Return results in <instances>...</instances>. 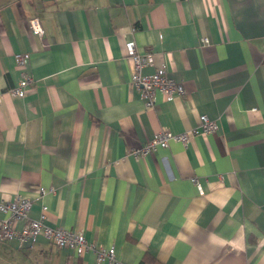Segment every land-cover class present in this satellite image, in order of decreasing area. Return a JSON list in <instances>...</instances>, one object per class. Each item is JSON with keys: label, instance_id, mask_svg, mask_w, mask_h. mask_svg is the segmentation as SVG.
Here are the masks:
<instances>
[{"label": "crops", "instance_id": "obj_1", "mask_svg": "<svg viewBox=\"0 0 264 264\" xmlns=\"http://www.w3.org/2000/svg\"><path fill=\"white\" fill-rule=\"evenodd\" d=\"M128 42L185 94L147 108ZM163 129L188 145L133 153ZM18 195L125 264H264V0H0V201ZM0 264L98 262L40 236Z\"/></svg>", "mask_w": 264, "mask_h": 264}, {"label": "built area", "instance_id": "obj_2", "mask_svg": "<svg viewBox=\"0 0 264 264\" xmlns=\"http://www.w3.org/2000/svg\"><path fill=\"white\" fill-rule=\"evenodd\" d=\"M34 29L39 37L43 38L44 32L39 22L34 23ZM204 42L209 41L205 38ZM127 49L129 56L133 59L131 84L140 91L141 99L147 108L155 106L157 92L164 94L169 101L185 94L183 82L169 75L167 63H161L152 73H145L144 70L154 63V55L138 51L134 42H128ZM15 58L21 68L22 76L11 93L16 97H25L27 91L35 84V79L29 71L31 55L28 52H21L17 53ZM218 129L216 120L202 115L200 127L195 130V133L215 134ZM171 141L188 145L189 134L188 132L175 134L169 129H163L145 145L133 150V153L144 158L158 148H167ZM194 182L197 183V180L194 179ZM46 192L45 189L41 190L42 195ZM31 209L32 201L20 195L11 200L0 201V212L5 215L0 219V241H16L20 246H31L36 243L38 237L43 236L58 248L73 250L79 255L94 254L98 264H125L117 257L114 247H104L90 242L83 230L48 225L46 205L42 207L40 217L37 219L30 217Z\"/></svg>", "mask_w": 264, "mask_h": 264}, {"label": "trees", "instance_id": "obj_3", "mask_svg": "<svg viewBox=\"0 0 264 264\" xmlns=\"http://www.w3.org/2000/svg\"><path fill=\"white\" fill-rule=\"evenodd\" d=\"M144 264H148V262L146 261V259H144Z\"/></svg>", "mask_w": 264, "mask_h": 264}]
</instances>
